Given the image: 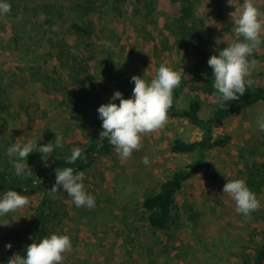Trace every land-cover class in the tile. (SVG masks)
<instances>
[{
	"label": "rangeland",
	"instance_id": "obj_1",
	"mask_svg": "<svg viewBox=\"0 0 264 264\" xmlns=\"http://www.w3.org/2000/svg\"><path fill=\"white\" fill-rule=\"evenodd\" d=\"M95 1L97 12L83 20L94 25L83 37L89 23L78 21L79 36L72 23L77 20L75 4L85 5L84 0H9L11 14L0 15V78L10 84L11 75L18 76L8 89L12 101H0V146L5 150L26 137H35L38 145L53 141L55 134L62 136V143L85 141L84 134L102 129L97 108L107 103L114 91L122 92L125 98L131 96V76L144 75L151 80L161 63L180 75L178 106L198 97L202 101L200 116L211 113L217 99L215 91L204 86L208 78L212 79L207 60L217 48L236 39L232 26L243 0H196L201 36L196 50L188 55L178 49L185 45L177 43L167 27L180 8L179 2L156 0L162 6L146 11L138 10L134 0ZM256 6L264 21V0H256ZM26 14L39 22L42 38L19 40L13 45L12 26ZM20 35L18 30L16 37L23 39ZM62 39L70 47H65ZM105 40L111 47L104 46ZM18 55L22 59L27 56L25 61L47 72L49 86L22 75L28 69L25 61H17ZM59 55H65L67 61ZM263 55L264 39L252 53L251 58L257 61L252 70L263 69ZM79 71L84 80L81 85ZM79 97L86 101H76ZM262 114L264 104L229 117L214 130L215 136H230L226 146L208 152L223 183L215 187L200 174L194 176L178 195L177 225L165 234L143 229L137 202L177 167L193 159V155L170 152V141L175 137L198 139L201 130L169 118L164 127L143 134L141 146L130 157L122 158L114 150L99 158L84 178L95 206L77 207L66 192H61L53 205L48 233L71 238L72 246L62 254V264H241L243 250L254 249L264 237V131L256 126ZM35 156L43 154L30 153L27 160ZM145 156L148 165L143 163ZM239 177L246 178L261 202L249 217L238 213L235 202L222 192L227 180ZM38 199L30 197L26 205L0 216V261L15 248V234L29 215V205ZM7 243H11L10 249L5 247Z\"/></svg>",
	"mask_w": 264,
	"mask_h": 264
},
{
	"label": "trees",
	"instance_id": "obj_2",
	"mask_svg": "<svg viewBox=\"0 0 264 264\" xmlns=\"http://www.w3.org/2000/svg\"><path fill=\"white\" fill-rule=\"evenodd\" d=\"M84 1L85 5L79 4L78 2L74 6V10H77L75 11L76 16L74 15L77 20L72 25L77 32V36L82 32L78 21L82 22L86 17L90 19V16L97 12L95 0ZM134 1L138 5V10L146 11H154L161 4L156 0ZM173 1L179 2L180 8L170 23H167V27L171 29V34H174L177 43L183 42L185 45L184 47H178V49L180 51L183 49L184 55H188L191 51L196 50L195 48L198 45L197 41L201 36L199 26L202 24V20L195 14L196 0ZM48 8L47 6L46 13L49 12ZM37 11L40 13V10ZM9 13L11 14V12ZM25 16L17 26H12L14 33L13 45L18 43L19 40L29 41L33 37L42 38V33H39V22H35L29 14ZM47 20L45 16L44 21L46 24L48 23ZM83 23H89L83 29L84 37L85 34H89L86 29L92 28L94 23L91 20H88V22L83 21ZM18 30L23 39L16 37L18 36ZM62 42L65 44V47H70L65 43L64 39H62ZM67 52L70 53V49H67ZM202 52L200 51L198 55L202 54ZM193 55L196 56V54ZM262 57L264 62V55ZM26 58L22 59L18 55L17 61H25ZM59 58L65 62L67 61L65 55H59ZM25 62L28 70H23L21 74H27L32 80H40V83L45 87L49 86L50 79L48 73L41 71V67L38 65L33 66L31 62ZM76 75H79V73H76ZM11 76L13 79H10L8 82L12 85V81L17 79L18 74H12ZM248 78L253 80V84L250 87H246L243 95H238L237 99L226 102L215 101L211 113L205 118L200 116L202 109V101L200 98H191L186 105L181 107L178 106L177 99L182 88L176 86L173 89V103L168 109L169 118L183 120L199 128L201 130V136L191 141L184 140L180 137H175L170 141V152L181 155H193V159L177 167L168 178L158 182L153 190L147 191L140 196L137 202V209L140 213V222L143 229L165 234L177 225L178 195L194 176L200 174L203 179L215 187H219L223 183V178L213 161L210 160L208 152L215 148H222L228 144L230 136L214 135V130L222 127L226 119L264 104V66L261 71L251 70ZM195 80L198 79L196 78ZM83 83L84 80L81 79L80 72L78 84L81 85ZM10 84L0 78V101H12L8 90L11 87ZM204 86L209 91L214 90L211 78L206 80ZM76 101L86 100L79 97ZM101 131L102 129H99L98 131L84 134V139L87 138L85 141L71 139L68 142L62 143L63 146L54 149L49 157L35 156L33 159L27 160V164L32 169V173L27 177H17L14 174L7 151L5 147L0 146V193H3L9 188H14L28 198L33 196L39 197L37 202L29 205V215L21 229L15 234V248L10 252L8 257L0 261V264H7L8 259L14 253L23 254L25 247L33 239H40L41 237L49 235L48 229L54 216L53 205L56 204V198L61 196V192H64L62 189H58L55 193L48 191L55 183L56 168L73 167L74 170H83L86 172L94 166L99 158L107 157L113 153L115 150L114 147L106 137L100 136ZM74 146H79L83 149L81 154L82 158H78L74 164L69 165L66 157L71 154V149ZM260 182L262 183L263 180ZM241 264H264V237L262 238V242L257 244L254 249L250 251L243 250L241 253Z\"/></svg>",
	"mask_w": 264,
	"mask_h": 264
},
{
	"label": "clouds",
	"instance_id": "obj_3",
	"mask_svg": "<svg viewBox=\"0 0 264 264\" xmlns=\"http://www.w3.org/2000/svg\"><path fill=\"white\" fill-rule=\"evenodd\" d=\"M9 0H0V15L10 11ZM237 11V18L232 28L236 39L223 48H217L207 64L212 70V87L216 99L226 102L243 95L246 87L253 84L249 77L257 61L252 59L254 49L261 44L264 33V21L260 19L262 13L256 6V0H243ZM105 47H111L110 41H102ZM130 83H134L132 94L125 98L120 91H114L107 103L97 108L98 118L102 121L100 136L106 137L122 158H128L133 150L141 146L142 135L164 127L169 119L168 109L173 103V89L180 83V75L173 68L161 63L151 80L144 75H133ZM119 101V104L116 101ZM256 126L264 131V114L257 117ZM42 139V137H41ZM40 139V140H41ZM39 140V141H40ZM62 136L55 134L53 141L39 144L35 137H26L23 142H13L6 151L10 158L14 174L17 177H27L32 169L27 164V156L33 152L45 154L61 148ZM83 149L74 146L71 154L66 157L69 165L82 158ZM145 165L149 158H143ZM85 172L74 170L73 167L55 169V183L49 192L58 189L66 192L77 207L92 208L95 206L94 195L87 191L84 184ZM223 194H227L235 202L236 211L244 217L260 207V200L252 191L246 178L239 177L227 180L222 187ZM29 203V198L14 188L0 193V216H4ZM71 238L68 234L50 233L40 239H33L23 254L14 253L7 264H62L63 253L71 248ZM11 248V243L5 244Z\"/></svg>",
	"mask_w": 264,
	"mask_h": 264
}]
</instances>
